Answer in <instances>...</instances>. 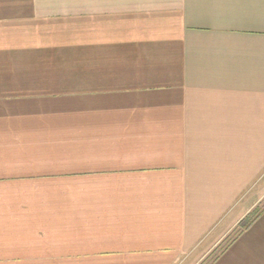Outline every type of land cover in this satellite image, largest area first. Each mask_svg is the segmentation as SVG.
Returning a JSON list of instances; mask_svg holds the SVG:
<instances>
[{
  "label": "crops",
  "instance_id": "1",
  "mask_svg": "<svg viewBox=\"0 0 264 264\" xmlns=\"http://www.w3.org/2000/svg\"><path fill=\"white\" fill-rule=\"evenodd\" d=\"M263 176L264 0H0V264H185Z\"/></svg>",
  "mask_w": 264,
  "mask_h": 264
},
{
  "label": "rangeland",
  "instance_id": "2",
  "mask_svg": "<svg viewBox=\"0 0 264 264\" xmlns=\"http://www.w3.org/2000/svg\"><path fill=\"white\" fill-rule=\"evenodd\" d=\"M263 210L264 176L244 196L237 208V211H249L246 218L256 215V213L258 215V213L262 212ZM239 224L230 231H227L224 227H220V229L208 237V239H206L205 242L189 256L185 264H210L213 260L220 256L227 245L236 237L238 232L241 230Z\"/></svg>",
  "mask_w": 264,
  "mask_h": 264
},
{
  "label": "trees",
  "instance_id": "3",
  "mask_svg": "<svg viewBox=\"0 0 264 264\" xmlns=\"http://www.w3.org/2000/svg\"><path fill=\"white\" fill-rule=\"evenodd\" d=\"M264 211V210H263ZM262 211V212H263ZM262 212H260V213H258V215H257V213H256V215H253V216H251V217H247V218H245L239 225H240V231L238 232V234L236 235V236H239L243 231H245V230H247L253 223H254V221L255 220H257V218L261 215V213Z\"/></svg>",
  "mask_w": 264,
  "mask_h": 264
}]
</instances>
